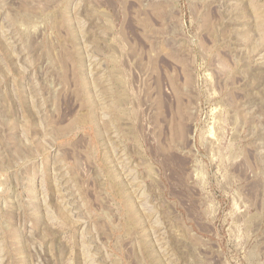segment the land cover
<instances>
[{"label": "rangeland", "instance_id": "rangeland-1", "mask_svg": "<svg viewBox=\"0 0 264 264\" xmlns=\"http://www.w3.org/2000/svg\"><path fill=\"white\" fill-rule=\"evenodd\" d=\"M0 264H264V0H0Z\"/></svg>", "mask_w": 264, "mask_h": 264}]
</instances>
